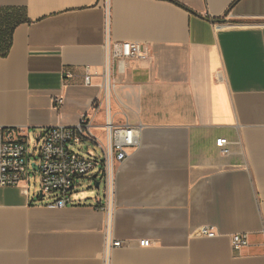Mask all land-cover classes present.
<instances>
[{"label": "crops", "instance_id": "crops-1", "mask_svg": "<svg viewBox=\"0 0 264 264\" xmlns=\"http://www.w3.org/2000/svg\"><path fill=\"white\" fill-rule=\"evenodd\" d=\"M7 10L21 22L0 54V126L41 136L104 119L102 79L84 76L102 71L106 38L150 51L113 71V121L141 128L116 166L113 264H264V0H0ZM73 197L48 208L31 182L0 187V264H103L105 214Z\"/></svg>", "mask_w": 264, "mask_h": 264}, {"label": "built area", "instance_id": "built-area-1", "mask_svg": "<svg viewBox=\"0 0 264 264\" xmlns=\"http://www.w3.org/2000/svg\"><path fill=\"white\" fill-rule=\"evenodd\" d=\"M107 9L110 0H103ZM105 61L100 73L87 72L85 83H91L94 76L102 79V96L92 104V111L103 112L104 119L96 118L92 113L82 114L74 125H54L44 128L41 136L36 135V145L31 147V134L26 127L0 126V187L20 186L31 182L34 173L39 176L40 192L38 199H48V208H61L76 203L73 195L78 180L85 178L94 171L96 183L105 182L106 196L103 200L98 196L96 209L105 214V242L102 252L103 264H113L112 253L115 248L124 246V242L113 237L114 215L116 211V166L125 162L132 150L141 144V128L128 122L117 124L113 121L111 106V90L115 88L113 71L116 62L120 71L129 59H146L150 56L149 49L139 42L111 41L106 38L104 44ZM73 73L64 72V78H72ZM57 105L63 97L54 100ZM101 131L99 135L97 131ZM91 144L93 148L87 155H81L73 147ZM228 139H217V145L224 154H229ZM99 149V151L96 150ZM98 187V188H99ZM201 234L215 237L217 232L210 226H203ZM150 239L140 240V246H150ZM234 250L249 245L246 233L232 235Z\"/></svg>", "mask_w": 264, "mask_h": 264}, {"label": "rangeland", "instance_id": "rangeland-1", "mask_svg": "<svg viewBox=\"0 0 264 264\" xmlns=\"http://www.w3.org/2000/svg\"><path fill=\"white\" fill-rule=\"evenodd\" d=\"M1 16H4V12L0 13ZM36 134L32 132L31 134V147L34 148L36 145ZM93 146L89 143H85L82 146L79 147H73L75 151L80 153L81 155H87L88 150H91ZM97 151H99L98 148H96ZM98 171V170H97ZM97 171H94L90 175L86 176L85 178H81L78 180L79 185L77 186L74 195H76L78 198H81L84 200V202H89L95 200L98 196L102 200L105 199L106 196V190H105V182L101 179V176L97 179L98 181H101L100 187H96V181L93 179V176L97 173ZM31 186L33 190H36L37 193L40 192V180L39 176L36 174H32L31 176ZM44 200H48L45 198Z\"/></svg>", "mask_w": 264, "mask_h": 264}, {"label": "trees", "instance_id": "trees-1", "mask_svg": "<svg viewBox=\"0 0 264 264\" xmlns=\"http://www.w3.org/2000/svg\"><path fill=\"white\" fill-rule=\"evenodd\" d=\"M20 22L21 19L11 17L8 10L4 11V16L0 15V54L5 55L10 50L14 27Z\"/></svg>", "mask_w": 264, "mask_h": 264}, {"label": "water", "instance_id": "water-1", "mask_svg": "<svg viewBox=\"0 0 264 264\" xmlns=\"http://www.w3.org/2000/svg\"><path fill=\"white\" fill-rule=\"evenodd\" d=\"M96 187H97V188L99 187V182L96 183Z\"/></svg>", "mask_w": 264, "mask_h": 264}]
</instances>
